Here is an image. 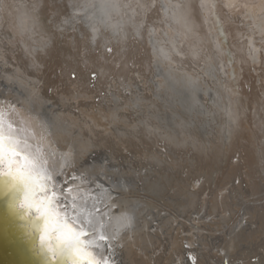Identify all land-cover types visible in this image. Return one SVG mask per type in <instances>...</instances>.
Instances as JSON below:
<instances>
[{"label":"bare ground","instance_id":"6f19581e","mask_svg":"<svg viewBox=\"0 0 264 264\" xmlns=\"http://www.w3.org/2000/svg\"><path fill=\"white\" fill-rule=\"evenodd\" d=\"M146 1H143L142 4V1L139 2V0H137V2L136 0H0V66L5 67L0 69V71L3 70L2 72H4L3 75L0 76V82H4L8 86H14L13 84H17L16 86H19V88L15 87L20 90L18 93H23L21 96L16 97L15 92V96L12 94L13 91L11 92L12 88L9 90L0 87V117H2L0 122H2L6 133L8 132V125H11V136L13 139L20 141L22 147L27 145L24 150V154L28 156L29 160L36 162L38 169V183L44 185L47 189L46 193L39 192L37 190L35 201L41 206V211H46L49 214V218L47 220L42 218L41 213L37 212L35 209L25 215V210L19 207V204L24 201L23 192L19 189L16 191L9 190L6 185V181L0 179V264H72V257L69 256L67 252L58 254L55 260H50L47 253L43 252L39 247L42 229L45 227L52 229L57 222L63 223L65 221L72 227L78 228L79 226H85V231L91 234L88 237H82V239L86 241H95L100 234L108 237L106 241L99 242L101 247H93L91 248V251L97 257L103 256L109 261V264H124V262H126V264H163L165 262L164 256L166 255L171 257L169 264H177L178 260L180 261V264H195L197 261L198 263H201L198 254V259H195L197 258L196 253L200 250L194 247V241H196L198 234L194 233L192 236L189 235L188 237L184 236L183 238H180L181 236L177 235L181 233L179 231L176 233L179 239L175 236L176 229H185L186 219H179V217L176 216V218L169 216L164 218V212L160 209L159 201L148 196L142 197L143 195H140L139 190L144 187H150V192L159 197L160 192L164 189V187H166L165 182H163L164 175L163 178H160L159 180H154V178L151 177V173L155 172L157 165L152 162L154 157L151 159L148 156L151 152L159 150L160 147H164L165 149L168 148L171 164L175 165L177 163L175 165L176 167H179V165L183 162L185 166L188 167L182 158L179 157L178 159L176 153L179 151H190L192 152L191 154L197 155L198 160L202 159L203 161V159H207L208 162L203 164L207 165V168H205L207 171L204 169L205 173L203 174L207 176L205 181L208 178L212 180H208L209 185L211 184V186L213 182L215 183V177H213L214 169L218 171L219 168L221 169L226 164L231 163V158L229 159L230 163H226V161L228 160L230 154H232L231 151L235 150L234 148H238L240 145V131L243 127L246 129V126L248 125V122H246L247 125L243 126V118L241 119L242 115H246L244 114L246 109L244 108L240 97L241 92H237L239 89L238 87H240L241 84L240 86L238 85V87H236L237 85L231 86V84H228L229 79L231 80L234 76H236L238 72V70H236L237 67L232 64L225 63L224 65L222 63L223 65H219L216 69L218 72L223 74L222 77L223 79L225 77V82L222 79L221 81L219 80V83L222 82V84L220 83V87L217 85L219 90L217 91L218 96L215 97L216 99L217 97L219 99L218 101L216 100L217 102L214 105L212 104V111L208 113V115L210 114V119L212 117L214 118L212 119L214 122L217 120L216 122L220 126L218 129L221 130V134H219L221 135L222 140L218 144L220 140L219 138V141L216 139L218 141L216 142V145L213 144L214 142L211 143L212 141L209 142V144L204 143V145L207 144V149L203 148L199 139L195 138L190 132H188L187 124L185 122L182 123L185 113L179 112L181 114H177L176 103L171 101L174 100L171 98L172 96H175L174 93L177 92L170 89L166 90L164 88V81L157 85L159 99L156 101H150L144 98L140 99L138 96L134 97L131 95L128 103H126L123 107L128 110H135L133 112L136 113V116L134 117L133 114L130 116V112L128 115L130 118L127 119L119 117L117 109L114 108L102 112L101 115L106 119L101 118V120L98 121L94 118V114L90 115V112L88 111L89 105L87 103L80 102L79 104H76L69 101L71 104H68L65 103L66 101L64 102V97L72 92V86L77 87V89L74 87L76 91H87L90 94V98H94L97 95L102 96L100 95L101 91L100 94H98L97 90L103 89L102 91H104V87L111 84L115 77L117 78L118 76L119 79L120 77H125L124 80L127 81L128 79L131 80V78H134L136 74L138 75L140 73L142 75L143 73V75H145L150 72L147 70L150 63L158 64V68L161 66L159 70L160 73H157L153 66L151 67L152 70L150 74L156 73L159 77H162L163 74L169 83H173L175 86H185V88L182 89L183 92L186 93L188 91V95L191 93L193 99H196L193 96L195 95L193 92H196L193 88H195V86L199 83L197 79H202L198 78V75L179 73L175 69L176 66H174L177 65L181 67V60L176 54V52L180 51L182 48V44L180 42L181 31L179 28L183 27L185 36L192 37L193 35L201 33L202 31H198L206 24V19L204 17L208 18V15L212 13L208 14V11L211 9L210 3L214 0H171L173 1L172 4L170 3L171 5H168L162 0V2H165L164 4L167 6L162 4L163 7L160 6L159 9L161 11L165 10L166 12L173 13V18L170 17L167 19L172 18V22L177 23L178 27L174 28V31L171 30L169 25H166V22H168L167 20H164L161 17L155 18L153 15H157V13L153 15L149 13V5L152 1ZM231 1L236 0H229V3ZM239 1H247L248 3L251 2L253 4L255 0ZM137 3H141V6L137 5ZM160 4L161 3L158 5ZM216 4L217 3L214 2L213 5L216 6ZM218 5L215 7V10H219ZM256 5L258 6L260 4L258 3ZM214 6H212L213 9ZM152 7H155V5ZM249 7H251V5ZM148 9V13L151 16H143V14L147 13L146 11H148ZM131 12L132 14L135 12L134 14L137 13L139 16L141 15L143 19L137 17V21H134L135 19L133 18V21L131 19H129V22L125 21L128 20V17L131 18ZM260 12L261 11L259 10V13ZM215 13L218 15L221 12L218 13L216 11ZM221 14H219V16ZM225 15L223 17L226 19L228 16L227 14ZM258 16H260V14H258ZM216 17L217 16L215 15V18ZM223 17H220V20H222ZM262 17H264L263 13L260 18ZM161 20H164L166 24H162V22H160ZM171 20H169L168 24H170ZM217 22L220 23L222 21L217 20ZM225 22L226 20H224V23ZM229 22H226L224 27L226 25L227 27H230L228 26ZM251 25L249 26L250 28ZM254 26L257 27L256 24ZM254 26H252L251 30ZM222 28L221 30H223ZM142 29L146 30L145 33L147 35L148 33H151L150 31L153 32L156 40L155 43L152 44L154 48L156 47L155 49L150 44L152 40L149 42L148 37L150 34L148 37L144 38V42L142 41L143 47L139 45L141 44L139 43V40L142 38L139 37L141 39L138 40L134 34H140V30L143 31ZM230 29L233 31L237 30L240 33L236 27H230ZM230 29H226L225 32L229 30L228 32L231 33L232 31L230 32ZM221 30L219 32H221ZM110 32L113 33L111 37L108 36L111 34ZM228 32L226 34H228ZM255 33L253 32V34ZM116 34H118V39H115ZM141 34L144 33L142 32ZM164 35L168 36L170 43L169 46H165L166 44L163 45L164 41L161 43V40L164 39ZM228 35H226L227 38H231L230 36L228 37ZM154 36L152 39H154ZM248 36L249 35H247V37ZM143 37H145V35ZM231 39L234 40V38ZM226 43L228 45L229 42ZM237 45L235 46L239 47ZM223 46H221V48ZM106 47L112 48V51H108ZM225 48H227V46H225ZM231 49L234 50L238 48L234 47V49ZM209 51L207 54L200 53V55L205 56L207 60L210 58ZM237 51H239V49ZM232 52L233 55L236 54L234 51ZM154 54L156 56H161H158V59L153 57ZM217 55H220V53H216V57H213L214 61L219 60ZM197 57L199 58V56ZM214 61L207 60V64L215 65ZM245 62L243 61L242 64ZM170 63H174V65ZM183 64L185 65V61ZM208 67L206 69H208ZM185 70L187 69L185 68ZM216 70L215 73L217 72ZM169 71L174 72L173 76H171ZM93 72H96L97 75L92 80L91 74ZM218 72L216 74H218ZM73 73L76 74L75 78L72 77ZM234 79L232 80L234 81ZM241 80L239 79V82L243 83ZM118 82L119 81H117L116 84H118ZM121 82L125 83L123 81ZM111 86L113 87V85ZM144 87L146 88V86ZM235 87L238 89H235ZM240 88H243V86ZM14 89L15 88L13 87V90ZM140 89L142 90V88ZM178 89L176 90L178 91ZM147 92L148 91H146V94ZM253 92L251 94H253ZM119 94L121 95V93ZM213 96H215V94H213ZM143 97H145V95ZM168 97L171 100H169ZM81 98L85 99L86 97ZM255 98L256 97H254V99ZM83 99L79 98V100L82 101ZM193 99L189 98V102L192 107H196L197 109L199 103L197 102V104L196 100ZM89 101H91V99H89ZM256 101H258V99ZM103 102L105 103V101ZM262 102L259 104L262 105ZM123 103L125 104V102ZM243 103H245V101H243ZM103 105L104 104H102V107ZM248 106H251L249 102L247 104V107ZM76 107L79 108L80 112L75 110ZM69 108L71 110H68ZM249 108H247L248 112L251 110H249ZM164 110H169L167 113L168 115L164 112ZM255 111H257V115L254 113L256 118H259V123L261 122V126H264V122L262 121V119H264V112L262 113L261 108L260 110ZM251 114L253 113L251 112ZM172 116H175L176 124L175 127L172 126L169 130L166 127V120L172 118ZM215 125L217 124L215 123ZM113 126H116V130L119 131L122 138H124L121 146H118V144L114 141L113 136L115 133L112 131L110 132V130L114 129ZM248 126L251 128L250 131L253 130V133H260V131L254 128L257 125L253 126L252 123H249ZM69 128L75 129L78 133H80L82 137L81 140H76L74 136L72 138L70 136ZM215 129L217 130V128ZM71 131L73 132V130ZM210 131L213 130L211 129ZM249 132H246L245 130V133ZM251 134L252 133H250V135ZM216 136L214 138H216ZM214 138L212 139L213 141H215ZM243 139H241L242 142ZM251 139L252 138H250L251 142L248 140L250 143L246 145L247 153L245 155L247 159L252 158L250 166L254 169L253 176L257 175L259 177L262 172L260 174L257 173L264 170V164H261L263 161L261 163L258 161L259 156L264 157V142L262 141L260 143V141L257 140L252 142L254 139ZM62 140L64 143L71 145L72 149L74 144L78 141H80L78 144L79 147L86 145L84 148L86 152L82 155L84 157L83 159H85L84 165H92V167L94 166L95 168H98V170H89L84 165H80V162L76 164V162H74V157L76 155H80V153H77L74 150L64 154L62 157L48 156V152L52 150L54 146L60 149L64 148L65 150L66 147L61 145L63 143ZM245 141L247 142V139ZM210 143L211 145H214H212L213 148L209 146ZM7 146L8 141L5 140V147L7 148ZM91 147L101 149L100 154L95 158L93 157L94 159L90 156L91 153L89 154L87 152ZM210 148L213 149V155L218 159L220 158V162L215 161L214 157H211L212 154H209ZM241 148H238V150ZM172 149H175L176 153H173V151H171ZM158 152L161 153V150ZM233 154H235V151ZM107 161L109 163H106ZM210 161L212 165L215 164L216 166L213 165L210 167ZM232 163L234 164V162ZM232 163L231 165L233 166ZM246 163L249 164V161ZM246 166L247 165H245V167ZM27 167L28 166L25 164L23 159L20 164L14 166V168H19L23 171H27ZM240 167L241 166L238 165L237 169L235 167L231 168L238 170ZM6 168V164L0 166V170H5ZM196 173L195 169L194 171L192 170L188 173L189 179L194 186L195 184L193 179L195 180V177L197 176ZM225 174L223 173L224 176L222 174L220 175H222L223 178L227 177L225 179L226 182L229 176L225 177ZM235 174L237 175L238 173L236 172ZM236 175L235 178L237 177ZM240 175H243V173ZM233 177L234 176H232V179ZM249 177H247V179ZM115 178H118V180H115ZM219 178L222 180L221 176H219ZM219 178L216 179L218 182H220ZM250 178L252 179V177ZM113 179L117 181V183H114ZM253 180L251 182H253ZM132 182L135 183L134 188H136V190L131 191V194L128 193V201L123 202L122 205L120 203H115L114 201L118 196H115L113 192H116L119 188H126L127 185L131 186L130 183ZM228 182L230 183L231 181ZM232 183L233 181L229 185L223 183L225 184L222 189L224 192L223 199L224 204L228 207L227 209L232 207V204L227 201L230 190L233 191V187H230ZM206 184H203V189H207L205 187ZM137 186L141 188H138ZM252 190L254 191L255 189L253 188ZM217 192L219 194V191ZM235 192H231V194L233 195ZM53 193H55V196H53ZM182 193L179 204L177 205L179 211H182L183 213H186L187 211L193 212L194 207L197 206V203L199 202L198 196L200 193L191 189L186 191L183 195ZM217 196L215 197L213 204L211 203V206L212 210L220 213L222 212V204L217 201ZM234 196H237V194ZM219 198L222 199L221 197ZM48 201H51V204H49ZM57 202H59V206H57ZM134 203H137L138 205ZM205 206L210 211V203ZM149 215H152L158 221V225L155 224L156 229L154 230L152 229L154 225L153 227L152 225L150 226L148 219ZM196 218L198 221V217ZM234 218L235 217H233V219ZM256 221L257 220H255V222ZM189 222L191 223L192 221ZM220 222L221 221H219V223ZM143 223H148L149 227L142 228L141 224ZM258 223H260V221ZM259 227H264L263 223H261ZM215 230L217 229L215 228ZM187 233H189V231ZM209 236L210 235L207 236L203 233L201 234V240L203 243V247L201 249H207L209 246L211 248L212 244L209 241ZM224 241V245L228 250H232L233 247L236 246L235 244L233 245V241L236 242L235 239L230 242H228V240ZM122 248H124V251H122L125 256L123 254L122 256L120 253Z\"/></svg>","mask_w":264,"mask_h":264},{"label":"rangeland","instance_id":"374dc122","mask_svg":"<svg viewBox=\"0 0 264 264\" xmlns=\"http://www.w3.org/2000/svg\"><path fill=\"white\" fill-rule=\"evenodd\" d=\"M142 1V2H141ZM139 0V2H141L143 4V1H146V0ZM151 2L150 3V12H149V9L148 11H146L147 13H151L152 15L153 14H156L157 15H153L155 18H158V17H161L162 19L164 20H167L168 22L165 23L164 20H161L160 22H162V24H166L167 26L169 25V27L171 28L172 31H174V28H177V23H174L172 22V18H173V13L172 12H166L165 10L161 11L159 8L160 6L163 7V5H166L164 4L165 2L168 4V5H171L173 3V1L171 0H163L165 2H162V0H147L146 2ZM154 1V2H153ZM213 1V0H211ZM134 2V1H133ZM137 2V0H136ZM144 2V3H146ZM158 2V3H157ZM217 3L216 6L218 5L219 7V10H215V7L213 4ZM264 0H255L253 2V4L250 2L248 3L247 1H244V2H241L239 0H236V1H231L229 3V0H214L213 2H211V9H209L208 11V14H211L208 15V18L207 17H204L205 19V26L203 28H201L198 32L202 31L201 33H198L197 35H193L192 37L191 36H185V32L183 30V27L179 28V30L181 31V37H180V42L182 44V48L180 49V51H177L176 54L177 56L179 57V59L181 60L180 64H181V67L177 66V65H174V63H170L175 67V69L179 72V73H190V74H193V75H198V78L202 79V80H199L197 79V81L199 82L198 85L195 86V88H193L196 92L193 94L194 98L196 99H193L191 93L190 95H188V93L186 94L185 92H183V88H185V86H175V84L173 83H169V81L167 80V78H165V76H163L162 74V77H159L156 73H152L150 74L152 68H154L155 71H157V73H160L159 70L161 68H158L159 66H157L158 64H151L152 66H148L149 68L147 69L148 73H146V70H145V75H142L139 73L138 75L136 74L134 76V78H131L128 79L127 81L124 80L125 77H120L121 81L125 82V83H122L120 81V79L115 77L113 80H112V83L111 84H108L107 86L104 87V91H102L101 89L97 90L98 94H100V91H101V94L102 96H99L97 95L96 97H92L90 98V94L87 92V91H80V90H75L77 89V87L75 86H72L71 88L73 89L71 93L67 94L65 97H64V102L65 103H76V104H79L80 102H85L87 103L89 106V112H90V115H93L94 118L98 121L101 120V118H105L101 115L102 112H105L109 109H117V114L119 117H122L123 119H127V118H130V116H133L135 117L136 116V113L133 112L135 110H128L126 109L125 106L126 103H128V100L129 98L132 96L134 97H137L140 98V99H148L150 101H156L157 99H159L158 97V91H157V85L160 83V82H165V85H164V88L166 90L170 89L172 91L175 90V92L177 93H174L175 96H172L171 99H174V100H171L169 97L168 99L171 100V101H174L176 103V109H177V114L179 112H183L185 113L184 114V119L182 121V123H186L187 124V127H188V132L191 133L192 136H194L195 138L199 139L200 143L203 145V148L204 149H207L206 147L207 144H209V142L213 143L214 145H216L218 142V144L221 142V130L218 129V127H220L218 125V123L215 121H213L212 119H214L213 117L210 119L209 118V115L208 113H210L212 111V108H213V105L218 101V97L217 99L215 98L216 96H218V90H219V87H220V83L222 84V82L219 83V80L221 81L224 80L225 82V77L223 79V74L218 72L216 69L217 67H219V65H221L222 63L225 65L226 64H232L233 66H236V70H238L236 76H234L232 79H234V81L230 80L228 81V84H231V86H236L238 87V85L243 88H240L238 87L239 89H242V90H239L238 88L235 87V89H238L237 92H241V99H242V104L244 105V108L246 109L245 110V113L244 114H249L248 116L246 115H242L241 119H242V122H243V126H246V122H248V125L249 123L253 126H255L254 128H256V130L260 131L257 132V134L253 133L251 130V128L247 125L246 126V129H244L245 127H243V129L240 131V138L243 139V142L242 140L239 138V141H240V145L238 146V148H241L238 150V148H234L235 150H232V154H230L228 160L226 161V163H230L229 159L231 160V163L234 162L233 166L230 164H226L223 168L221 169H226L225 170H221L219 168L218 171H216V169H214V172H213V177L214 180H215V183L213 182H210L212 183V186L211 184L209 185V181H212L210 180V178H208L206 181H205V178H207V176L203 173H205V170L207 171V168L206 166L207 165H203V164H206V162H208L207 159H200L198 160V157L197 155L195 154H191L192 152L190 151H179L176 153L175 149H172L171 151H173V153H176L177 154V157L179 159L182 158L186 165H188V167L185 166L184 162L181 163V165H179V167L171 164V159H170V154H169V150L168 148H162L160 147L159 150L157 151H153L149 154V158H153L152 159V162H154L157 166L156 170L154 173H151V177L154 178V180H159L160 178H163V175H164V181L165 184H166V187H164V189L160 192V196H155L153 195L151 192H150V187H144V188H141L139 186H137L138 188H141L139 190V193L142 197H151L153 199H156L159 201V205H160V209L161 211L164 212V218L166 217H179V219H186V226H185V229H176V232H175V236L177 239H179L178 236H181L180 238H183L184 236L185 237H188L189 235L192 236L194 233H197V238H196V241H194V247L200 249L198 250V252L196 253V257L195 259H198V256L197 254L199 255L200 259L201 260L200 262L201 263H198V261L195 263V264H263L264 263V227H259V225H261V223H263L264 225V170L263 171H260L258 172L257 174H260V176L258 177L257 175L256 176H253L254 174V169L251 168L250 166V163L252 162V158H248L246 157V153H247V150H246V145L249 144L251 141H250V138L254 139L252 140V142H254L255 140L257 141H260V143L263 141L264 142V126H261V122L259 123L258 119L256 118V115H257V111L255 110H260V108L262 109V113L264 112V17L260 18L261 17V14L263 13V16H264ZM141 3L137 5L141 6ZM153 3V4H152ZM159 3H161L160 5H158ZM171 3V4H170ZM224 3V4H223ZM248 3V4H247ZM260 4V5H256V4ZM163 4V5H162ZM153 5H155V7H152ZM221 5V6H220ZM223 5V6H222ZM225 5V6H224ZM251 5V7H249ZM167 6V5H166ZM212 6H214V9L212 8ZM260 6V7H259ZM153 9H152V8ZM259 7V8H258ZM263 7V8H262ZM156 11H155V9ZM225 8V9H222ZM255 8H258V9H255ZM262 8V9H261ZM152 9V10H151ZM169 9V8H168ZM218 9V8H216ZM255 9V10H254ZM211 10V11H210ZM226 10V11H225ZM259 10L262 12L259 13ZM152 11V12H151ZM158 11V12H157ZM214 11V12H213ZM221 12L219 14H221L219 16V14L217 15V13L215 12ZM251 11V12H249ZM155 12V13H154ZM227 14L228 17H223L225 14ZM135 12H133L134 14ZM143 14V16H151L149 13L147 14ZM167 13V14H166ZM214 13V14H213ZM132 16H130L131 18L128 17V20H125V21H128L129 22V19H131L133 21V19H135L134 21H137V17L140 18V19H143V17H141V15L139 16L137 13L134 14L135 16L132 14V12L130 13ZM147 14V15H146ZM166 14V15H164ZM172 14V15H171ZM213 14V16H212ZM230 14V15H229ZM247 14V15H246ZM258 14H260V16H258ZM215 15L217 16L215 18ZM134 16V17H133ZM164 16V18H163ZM166 16V17H165ZM226 16V15H225ZM232 16V17H231ZM172 17L171 19H167V18H170ZM213 17V18H211ZM220 17H223L224 20H226V22H229V25L231 28L232 27H236L240 33L235 30L233 28L230 29V27H227V25L224 27L225 23H224V20L222 18V20H220ZM230 17V18H229ZM133 18V19H132ZM166 18V19H165ZM229 18V19H228ZM235 18V19H234ZM253 18V19H251ZM138 19V20H140ZM203 19V18H202ZM212 19V21H211ZM228 19V20H227ZM261 19V20H260ZM158 20V19H157ZM169 20L170 21V24L169 23ZM203 20V21H204ZM209 22H208V21ZM218 21H222V22H217ZM242 20V21H241ZM202 21V23H203ZM232 21V22H231ZM172 22V23H171ZM208 22V23H207ZM219 23V24H218ZM231 23V24H230ZM218 24V25H217ZM223 26H222V25ZM228 24V23H227ZM247 24V25H246ZM252 24V25H251ZM257 25L254 26V25ZM125 25V24H123ZM234 25V26H233ZM244 25V26H243ZM251 25V28L252 26L253 27V32L255 34H253L251 28L249 27ZM246 26V27H245ZM260 26V27H259ZM219 27H220V30L221 28L224 30L226 27V29H230V32L229 33L228 31L225 32V30H221V32H219ZM173 28V29H172ZM205 28V29H204ZM143 31L140 30V34L139 33H135V37L139 40V39H144L146 37H148L149 35V42H151L150 40H152V42L150 43L152 45V47L154 48L153 44L155 43V36L153 35V32L150 31L151 33H148V35L145 33L146 30L145 29H142ZM145 30V31H144ZM247 30V31H246ZM263 30V31H262ZM237 31V32H236ZM244 31V32H243ZM107 32V31H105ZM144 33V34H141V33ZM228 32V34H226ZM242 32V33H241ZM108 33V32H107ZM111 33V32H110ZM220 33V34H219ZM234 35H233V34ZM237 33V34H236ZM240 35H239V34ZM245 33V34H244ZM113 33L109 34L108 36H112ZM118 34H116V38L115 39H118ZM142 35V36H141ZM145 35V37H143ZM230 36L231 38H234V40H232L231 38H227ZM247 35H249L247 37ZM154 36V39H152ZM225 36V37H224ZM238 36V37H237ZM240 36V38H239ZM244 36V37H243ZM120 37V36H119ZM141 37V38H139ZM223 38V39H222ZM258 38V39H257ZM139 40V45H141V47H143V43L142 41L144 42V40ZM223 41H222V40ZM226 39V41H225ZM165 40H166V43H165ZM237 40V41H236ZM248 40V41H247ZM164 41V43L162 42ZM222 41V42H221ZM225 42V43H224ZM226 42H229L228 45ZM234 46H233V44ZM242 42V43H241ZM244 42V43H243ZM153 43V44H152ZM161 43H163V45L165 46H169L170 43H169V39H168V36L167 35H164V39L161 40ZM223 43V44H222ZM225 44V45H224ZM239 44V45H237ZM245 44V45H243ZM224 45V46H223ZM231 45V46H230ZM235 45L239 46V47H236ZM260 45V46H259ZM221 46H223L221 48ZM225 46H227V48H225ZM246 48H245V47ZM99 47L101 48V46L99 45ZM234 49L235 48H238L239 51H240V54H239V51H237L238 49H234L232 50L231 48ZM261 47V48H260ZM108 49V51H112V48L110 47H106ZM156 48V47H155ZM154 48V49H155ZM263 48V49H262ZM111 49V50H110ZM219 49H222V50H219ZM227 49V50H226ZM210 50V51H209ZM224 50V51H223ZM234 51V53L236 54H232ZM208 51L210 52V58H208L207 60H212L214 61V58L216 57V53H220V55H217V57L219 58V60H215V65H209L207 64V60L205 58V56L203 55H200V53H203V54H207ZM228 51V53H227ZM231 51V52H230ZM243 51V53H242ZM242 53V54H241ZM245 53V54H244ZM262 53V54H261ZM229 54V55H228ZM238 54V56H237ZM240 55V56H239ZM245 55V56H244ZM261 55V56H260ZM158 56H161V55H158ZM156 56L155 54L153 55V57H156L159 59V57ZM199 56V58L197 57ZM244 56V57H243ZM214 57V58H213ZM245 62L246 60V65L245 63L242 64V60ZM247 57V58H246ZM246 58V59H245ZM263 58V59H262ZM248 60V61H247ZM263 60V61H262ZM185 61V65L183 64ZM261 61V63H260ZM221 62V63H220ZM222 64V65H223ZM245 65V66H242V65ZM191 65V66H189ZM206 65V66H205ZM262 65V67H261ZM210 66V67H208ZM191 67V68H190ZM208 67V69H206ZM223 67V66H222ZM244 67H247V68H244ZM256 67V68H255ZM261 67V68H260ZM3 69L5 67L3 66H0V69ZM185 68L187 70H185ZM249 68V69H248ZM206 69V71H205ZM253 69V70H252ZM215 70L218 72V74L215 73ZM250 70V71H249ZM258 70V71H257ZM3 70L0 71V76L3 75L4 72H2ZM205 71V72H204ZM263 71V72H261ZM203 72V73H202ZM253 72V73H252ZM260 72V73H259ZM169 73L171 74V76H173L174 72L173 71H169ZM5 75V74H4ZM75 73L72 74V77L75 78ZM93 75V76H92ZM97 73L96 72H93L91 74V78L92 80L96 77ZM140 75V76H139ZM202 75V76H201ZM151 76V77H150ZM139 77V78H138ZM240 77V78H239ZM262 77V78H261ZM117 79V80H115ZM119 79V80H118ZM140 79V80H139ZM239 79L241 80V82L243 83H240L239 82ZM134 80V81H132ZM218 80V81H217ZM118 82V84H116ZM139 83H138V82ZM215 81V82H214ZM135 82V83H133ZM223 82V83H224ZM236 82V83H235ZM121 83V84H120ZM128 83V84H127ZM130 83V84H129ZM203 83V84H202ZM219 83V84H217ZM227 83V82H226ZM117 87H116V85ZM120 84V85H119ZM200 84H201V87H200ZM216 84V85H215ZM243 84V85H242ZM14 86L12 85H7L5 84L4 82H0V87L2 88H5V89H9L11 90L12 94L14 95V92H15V95L16 97H19L21 96L23 93H18L20 90H18L17 88H19V86L17 87L15 84H13ZM113 85V87L111 86ZM131 87V88H129ZM131 85V86H130ZM219 85V87L217 86ZM17 88H16V87ZM120 86V87H119ZM146 86V88L144 87ZM175 86V87H174ZM13 87L15 88L13 90ZM75 87V89H74ZM108 87V88H107ZM119 87V89H118ZM133 87V88H132ZM153 87V88H152ZM106 88V89H105ZM115 88V90H114ZM142 88V90L140 89ZM151 88V89H150ZM174 88V89H173ZM181 90H179V89ZM212 88V89H211ZM217 88V89H215ZM117 89V90H116ZM132 89V90H131ZM178 89V91L176 90ZM204 91H203V90ZM215 89V90H214ZM16 90V91H15ZM18 90V91H17ZM76 91V92H75ZM146 91L147 94H146ZM254 91V92H253ZM117 92V93H116ZM136 92V93H135ZM152 92V93H151ZM253 92V94H251ZM76 93V94H75ZM82 93V94H81ZM89 95H88V94ZM121 93V95L119 94ZM123 93V94H122ZM139 93V94H138ZM198 97H197V95ZM256 93H259V94H256ZM75 94V95H74ZM105 94V95H104ZM107 94V95H106ZM127 94V95H126ZM134 94V95H133ZM149 94V95H148ZM207 94V95H206ZM213 94H215V96H213ZM249 94V95H248ZM14 95V96H15ZM88 95V96H86ZM117 95V96H116ZM120 95V96H119ZM126 95V96H125ZM145 95V97H143ZM149 97H148V96ZM153 95V96H152ZM252 95V96H251ZM262 95V96H261ZM68 96V97H67ZM75 96V97H74ZM104 96V97H103ZM109 96V97H108ZM112 96V98H111ZM125 96V97H124ZM142 96V97H140ZM147 96V97H146ZM191 96V97H190ZM196 96V97H195ZM244 96V97H242ZM15 97V98H16ZM67 97V98H66ZM77 97V98H76ZM80 99H83L81 97H86L85 99L82 100H79ZM102 97V98H101ZM107 99H106V98ZM121 97V98H120ZM124 97V98H123ZM155 97V99H154ZM192 98L193 100H196V103L199 105L198 108L196 109V107H192L191 103L189 102V98ZM247 99H246V98ZM252 97V98H250ZM254 97H256L255 99L258 101H256L254 99ZM76 98V99H74ZM97 98V99H96ZM105 98V99H104ZM127 98V100H126ZM260 98V99H259ZM17 99V98H16ZM66 99H69V100H66ZM79 101H78V100ZM89 99H91V101H89ZM102 99V101H101ZM108 99H109V102H108ZM120 99V100H118ZM124 99V100H122ZM249 99V101H248ZM251 99V100H250ZM254 99V101H253ZM22 100V99H21ZM74 100V101H73ZM122 100V101H121ZM217 100V101H216ZM263 100V102H262ZM70 101V102H69ZM101 101V102H99ZM105 101V103L103 102ZM243 101H245V103H243ZM247 101V102H246ZM251 101V102H250ZM262 102V105L259 104ZM78 102V103H77ZM122 102V103H121ZM125 102V104L123 103ZM214 102V103H213ZM251 105V106H248L247 107V104ZM70 103V104H71ZM100 103V104H99ZM111 103V104H110ZM255 103V104H254ZM102 104L103 107H102ZM106 104V105H105ZM122 104V105H121ZM213 104V105H212ZM98 105V106H97ZM101 105V106H100ZM212 105V106H211ZM255 107H253V106ZM107 106V107H106ZM249 108V112L247 110V108ZM260 106V107H259ZM98 107V108H97ZM252 107V108H251ZM103 108V109H101ZM105 108V109H104ZM195 108V110H194ZM254 109V110H253ZM68 110H71L70 108ZM77 112H80L79 111V108L76 107L75 109ZM125 111V112H124ZM169 110H164V112L167 114ZM194 111V112H193ZM197 111V112H196ZM247 111V112H246ZM131 112V113H130ZM251 112L253 114H251ZM129 113L131 114L130 116ZM135 113V114H134ZM179 113V114H181ZM187 113V115H186ZM256 113V115L254 114ZM176 114V115H177ZM98 115V116H96ZM125 115V116H124ZM168 115V114H167ZM254 115V117H253ZM178 116V115H177ZM189 118H187V117ZM245 116V117H243ZM207 117V118H206ZM211 117V116H210ZM246 117H247V120H246ZM187 118V119H186ZM249 118V119H248ZM254 118V119H253ZM106 119V118H105ZM207 119V120H206ZM208 119H209V122H208ZM256 119V120H255ZM189 120V121H188ZM212 120V121H211ZM245 120V121H244ZM250 120V122H249ZM255 120V121H253ZM258 121V122H256ZM262 121L264 122V119H262ZM212 122V123H211ZM214 122V123H213ZM215 123L217 125H215ZM256 123V124H255ZM175 116H172V118L166 120V127L167 129L170 130V128H172V126L175 127ZM210 124V125H209ZM260 126H259V125ZM214 126V127H212ZM114 129L113 130H110V132L112 131L113 133H115V135L113 136L114 137V141L118 144V146H121L122 144V141L124 138H122L121 134L119 133V131H117L116 129V126H113ZM212 127V128H211ZM217 128V130L215 129ZM260 128V129H259ZM213 130V131H210V130ZM253 129V128H252ZM73 130V132L71 131ZM245 130L246 132H249V133H245ZM248 130V131H247ZM69 131H70V136L73 138L76 139V140H81V135L80 133H78L75 129H72V128H69ZM76 131V132H75ZM72 132V133H71ZM244 132V133H243ZM220 133V134H219ZM250 133H252L250 135ZM178 134V133H176ZM211 134V135H210ZM244 134V136H243ZM249 134V135H247ZM218 135V136H216ZM246 135V136H245ZM254 135V136H253ZM260 135V137H259ZM216 136V138H214ZM243 136V137H241ZM257 136V137H256ZM77 137V138H76ZM118 137V138H117ZM120 137V138H119ZM246 137V138H245ZM254 137V138H253ZM263 137V138H262ZM215 139V141H213L212 139ZM219 138V140H218ZM249 138V139H248ZM119 139V140H117ZM206 141H204V140ZM218 141H217V140ZM247 139V142L245 141ZM248 140L250 142H248ZM120 141V142H119ZM203 141V142H202ZM63 142V143H62ZM62 144L61 145H64L66 148L64 150V148H57L56 146H54V148L52 150H50L48 152V156L51 155L52 157H62L64 154L74 150L76 151L77 153L79 152L80 155H76L74 158V162L79 163L80 165H84V160L83 159L84 157L82 156L86 150L84 149L86 147V145L82 146V147H79L78 144L80 141H78L77 143L74 144L73 146V149L71 148V145L67 144V143H64V141L62 140ZM204 143H207L206 145H204ZM210 143V147L213 148V146L211 145ZM161 144V143H160ZM163 144V143H162ZM245 146H243V145ZM57 145V144H56ZM164 145V144H163ZM58 146V145H57ZM244 147V148H243ZM96 147H91L89 148V150L87 151L90 156H92V159H94L96 156H98L100 154V151L101 149L100 148H96ZM210 148V152L209 154L211 155V157L213 158L214 157V160L215 161H219L220 162V158L218 159L216 156L213 155V149ZM165 151H163V150ZM245 149V150H243ZM161 150V153L158 152ZM93 153H92V152ZM212 151V152H211ZM235 151V154H233ZM242 151V152H241ZM95 152H98V153H95ZM190 152V153H189ZM237 152V154H236ZM160 153V154H159ZM243 153V154H242ZM242 155V157H241ZM244 155V156H243ZM79 156V157H77ZM94 157V158H93ZM241 157V158H240ZM158 158V159H157ZM216 158V159H215ZM238 158V159H237ZM258 161L259 163H261L262 161L264 162V157L263 156H259L258 157ZM118 159V158H117ZM160 159V160H159ZM243 159V160H241ZM245 159V160H244ZM237 160V161H236ZM240 160V161H239ZM83 161V162H82ZM202 161V163H201ZM243 161V162H242ZM247 161H249V164L246 163ZM251 161V162H250ZM169 162V163H168ZM205 162V163H204ZM242 162V163H240ZM246 164H245V163ZM261 163V164H264V163ZM106 163H109L108 161ZM162 163V164H161ZM237 165H236V164ZM208 164V163H207ZM210 164H211V161H210ZM162 165V166H161ZM204 167H203V166ZM215 165V164H213ZM212 164L210 165V167L213 166ZM231 165V166H230ZM235 165V166H234ZM241 166L238 170H235L234 168H231V167H235L237 169V166ZM245 165L248 166V168L252 169H248L247 166L245 167ZM85 167H87V169L89 170H98V168H95L94 166L92 167V165L90 166H86L84 165ZM216 166V165H215ZM243 166V167H242ZM92 167V168H91ZM173 167V168H172ZM229 167V169H228ZM186 168V169H185ZM218 168V167H217ZM197 172L196 173V177H195V180L193 179L194 181V185H192L191 183V180L189 179V174L192 170ZM205 169V170H204ZM228 169V170H227ZM234 169V170H233ZM243 169V170H242ZM248 169V170H247ZM227 170V171H226ZM241 170H242V173L243 175H240L242 174L241 173ZM247 170V171H245ZM174 171V172H173ZM187 171V172H186ZM232 173H231V172ZM237 172L238 174L236 175L235 173ZM244 171V172H243ZM252 171V172H250ZM217 172V173H216ZM226 172V174H225ZM223 173L225 174V177L226 176H229L228 181H233V183L230 185V187L232 188L233 187V191L230 190V193H229V197H227V201H229L230 204H232V207H230L229 209H227L228 207H226V205L224 204V192H223V186L225 184H228L229 182L226 180L225 182V179L227 178H223ZM248 173H251V174H247ZM174 174V175H173ZM222 174V175H220ZM233 174V175H232ZM237 176L235 178V175ZM245 174V175H244ZM168 176V177H167ZM219 176L222 177V181ZM232 176L233 179H232ZM239 176V177H238ZM243 176V177H242ZM245 176V177H244ZM252 177V179L250 177ZM244 179H242V178ZM247 177H249L247 179ZM257 177V178H256ZM217 178H219V181L216 180ZM177 179V180H176ZM247 179V180H246ZM250 179V180H249ZM253 179H256V180H253ZM115 180H118V178H115ZM114 181V183H117V181ZM167 180V181H166ZM170 182H169V181ZM209 180V181H208ZM246 180V181H245ZM253 180V182H251ZM208 181V182H207ZM225 183V184H223ZM250 181V182H249ZM258 181V182H257ZM207 182V184H206ZM230 182V183H231ZM206 184V188L207 189H203V184ZM221 183V184H220ZM229 183V184H230ZM252 183V184H251ZM255 183V185H254ZM93 184V183H92ZM214 184V185H213ZM228 184V185H229ZM235 184V185H234ZM126 185V184H124ZM131 186L127 185L126 188H123V189H118L116 190V192L114 191L113 194H115V196H118L116 198V200L114 201L115 203H120L122 205L123 202L125 201H128L127 197L129 198V194L128 193H132L131 191H134L136 190V188H134V185L135 183L132 182L130 183ZM210 186V187H209ZM254 186V187H253ZM256 186V188H255ZM257 186H261V187H257ZM130 187V188H129ZM209 187V188H208ZM252 187V188H251ZM170 188V189H169ZM257 189L255 192L252 190V189ZM260 188V189H259ZM195 190L196 192H199V199H198V203H197V206L194 207L193 209V212H189V213H183L182 211H179L178 209V204H179V201H180V196H181V193L182 195L185 194L186 191L188 190ZM252 191H250V190ZM238 190V191H237ZM168 191V192H167ZM219 191V194L218 192ZM236 191V192H235ZM120 192V193H119ZM221 192V193H220ZM231 192H235L233 195L231 194ZM117 193V194H116ZM239 193V194H238ZM237 196H234L236 195ZM169 195V197H168ZM221 197L222 199H220L219 197ZM213 196V197H212ZM217 196V201H219L222 206H221V210L222 212H216L215 210H212V206H211V203L213 204V201L215 199V197ZM234 196V197H233ZM162 197V198H161ZM125 198V199H123ZM233 198V199H232ZM123 199V200H122ZM261 199V201H260ZM122 200V201H120ZM222 202H221V201ZM254 200V201H253ZM210 203V211L206 208V204ZM134 204H137V203H134ZM243 204V205H242ZM255 204V205H253ZM138 205V204H137ZM164 205V206H163ZM162 206V207H161ZM205 206V207H204ZM169 207V208H167ZM164 208V209H163ZM204 208V209H203ZM246 209V210H245ZM147 210V209H146ZM173 210V211H172ZM169 211V212H168ZM176 211V212H174ZM246 211V212H245ZM207 212V213H205ZM177 213V214H176ZM222 213V214H221ZM228 213V215H227ZM187 214V215H186ZM172 215V216H171ZM180 215V216H179ZM186 215V216H185ZM190 215V217H189ZM197 215V216H196ZM223 217H222V216ZM176 216V217H175ZM230 216V217H229ZM184 217V218H183ZM192 217V218H191ZM198 217V221H197V218ZM222 219H221V218ZM227 217V219H226ZM233 217H235L233 219ZM261 217V218H260ZM188 218V219H187ZM196 218V219H195ZM260 221V223H258V219ZM148 219H149V223H150V226L154 225V227L152 228L153 230L156 229L155 227V224L158 225V221L152 216V215H149L148 216ZM263 219V220H261ZM255 220H257L255 222ZM189 221H192L191 223ZM219 221H221L219 223ZM199 224H198V223ZM141 227L142 228H148L149 227V224L148 223H143L141 224ZM200 227V228H199ZM233 227V228H231ZM187 228V229H186ZM192 228V229H191ZM214 228V229H213ZM215 228L217 230H215ZM189 229V230H188ZM195 229V230H194ZM205 229V230H203ZM187 230V231H186ZM207 230V231H206ZM229 230V231H228ZM137 231V230H136ZM181 232L179 234L176 235V233L178 232ZM186 231V232H185ZM189 231V233H187ZM192 231V232H191ZM199 231V232H198ZM206 234L207 236H209V241L211 242V248L210 246L207 247V249H201L203 247V243H202V240H201V234ZM230 234V235H229ZM131 235V234H129ZM215 235V236H214ZM214 236V237H213ZM226 237V238H225ZM228 237V238H227ZM228 240V242L232 241V240H236L233 241V245L235 244L236 246L233 247L232 250H228L225 245H224V240ZM200 244V245H199ZM222 245V247H221ZM232 245V246H233ZM224 246V247H223ZM124 247V246H123ZM200 247V248H199ZM217 247V249H216ZM216 249V250H215ZM219 249V250H218ZM223 249V250H222ZM124 251V248L121 249L120 253L121 255L123 254V251ZM226 250V251H225ZM205 251V252H204ZM214 251V252H213ZM203 252V253H202ZM229 252V253H228ZM214 253H217V254H214ZM210 254V255H209ZM214 254V255H213ZM120 255V256H121ZM124 255V254H123ZM122 255V256H123ZM125 256V255H124ZM220 256V257H219ZM170 256L168 257L167 255L164 256V259H165V262L163 264H169L170 262ZM183 259V258H182ZM126 260V259H125ZM124 264H126V262H124ZM177 264H180V261L178 260L177 261Z\"/></svg>","mask_w":264,"mask_h":264},{"label":"snow or ice","instance_id":"6c2138e0","mask_svg":"<svg viewBox=\"0 0 264 264\" xmlns=\"http://www.w3.org/2000/svg\"><path fill=\"white\" fill-rule=\"evenodd\" d=\"M2 120V117H0ZM11 125H8V132H5L2 122H0V166L7 165L5 170H0V179L6 181V185L11 191L21 190L24 195V201L19 207L25 210V215L35 209L41 213V217L46 220L49 214L41 211V206L35 201L37 190L46 193L44 185L38 183L37 164L29 160L24 154L27 145L21 146L20 141L14 140L11 136ZM5 140L8 141L7 148ZM28 166L27 171L14 168L21 163V160ZM55 196V193H53ZM51 204V201H48ZM59 206V202H57ZM74 223V222H73ZM91 234L85 231V226L72 227L66 221L57 222L52 229L45 227L41 231L40 249L46 252L50 260H55L58 254L67 252L72 257V264H109V261L103 256L97 257L91 248L101 247L99 242L106 241L108 237L103 234L98 235L95 241H86L82 237H88Z\"/></svg>","mask_w":264,"mask_h":264}]
</instances>
